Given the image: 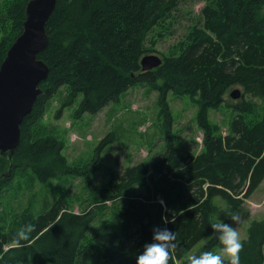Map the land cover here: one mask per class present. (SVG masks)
<instances>
[{
	"label": "trees",
	"instance_id": "16d2710c",
	"mask_svg": "<svg viewBox=\"0 0 264 264\" xmlns=\"http://www.w3.org/2000/svg\"><path fill=\"white\" fill-rule=\"evenodd\" d=\"M28 1L12 0L0 14V29H5L0 64L22 32ZM179 1L57 0L45 26L48 45L37 56L49 68L48 77L22 121L12 160L0 156V174L11 166L9 176L0 178V264H136L154 226L176 233L169 264H189V257L212 251L219 240L211 227L214 199L240 206L264 180V0H204L198 21L171 54L158 68L143 72L140 60L154 43L146 46L148 36L155 28L164 35L165 20ZM137 83L158 92L163 150L150 162L110 172L107 181L95 184L99 151L115 142V135L108 133L88 162L70 167L62 142L42 134L39 122L62 89L58 114L80 95L73 112L78 119L116 103ZM233 86L242 93L231 105L223 135L207 112L217 109ZM167 93L187 96L196 105L200 146L192 139L175 140ZM26 171L43 184L57 174L81 178L100 207L76 214L59 196L39 213L32 208L5 213L1 198L15 176ZM110 208L115 223L109 230L94 229L95 215ZM25 224L33 226L29 238L14 243ZM242 243L241 264H264V219L250 223Z\"/></svg>",
	"mask_w": 264,
	"mask_h": 264
},
{
	"label": "rangeland",
	"instance_id": "374dc122",
	"mask_svg": "<svg viewBox=\"0 0 264 264\" xmlns=\"http://www.w3.org/2000/svg\"><path fill=\"white\" fill-rule=\"evenodd\" d=\"M11 2L12 0H0V14ZM203 6L204 0H180L177 8L165 20L164 25L167 27L161 30L164 35L158 36L160 29L155 28L148 36L146 46L150 47L154 43L153 50L147 55L153 54L161 59L170 55L174 45L183 39L188 28L198 21ZM4 31L1 27L0 35ZM234 89L242 93L241 87H230L224 95V102L217 109H209L207 112L209 122L219 125L223 135L232 115L231 105L240 100L230 97ZM62 90L47 105L38 127L42 134L54 135L62 142L61 154L66 158L68 166L88 162L95 154L99 142L108 133L115 135V142L105 145L99 151L97 169L93 176L95 184L107 181L110 172L121 174L127 166L150 162L163 150L157 90L137 83L122 94L116 103L106 105L96 114H83L78 119L73 116V112L81 99L80 95L71 107L58 114L60 96L64 95ZM167 102L172 116L170 130L175 140L186 142L192 139L200 146L202 132L198 127L196 105L187 96L172 93H167ZM59 196L66 198L68 207L76 214L89 209L95 211V208L100 207L90 200L81 178L57 174L43 184L34 180L27 171L15 176L11 189L1 198V204L5 213L20 212L25 208H32L39 213ZM214 204L217 207L214 222L220 219L233 223L227 213L233 210L239 212L240 221L234 226L242 241L247 236L250 223L264 219V180L240 206H228L219 198L214 199ZM115 220L114 210L105 209L95 215L92 227L109 230ZM205 242L206 240L199 242L193 251ZM220 247L218 240L212 251L219 252Z\"/></svg>",
	"mask_w": 264,
	"mask_h": 264
},
{
	"label": "water",
	"instance_id": "95a60500",
	"mask_svg": "<svg viewBox=\"0 0 264 264\" xmlns=\"http://www.w3.org/2000/svg\"><path fill=\"white\" fill-rule=\"evenodd\" d=\"M57 0H29L25 6L22 32L14 40L0 64V156L12 160L20 143V126L31 112L41 93L39 84L48 77L49 68L37 59L47 47L49 38L45 26L52 16ZM162 59L144 55L140 60L143 72L158 68ZM241 93L234 89L230 97L239 99ZM0 174V178L9 176Z\"/></svg>",
	"mask_w": 264,
	"mask_h": 264
},
{
	"label": "clouds",
	"instance_id": "9594fccd",
	"mask_svg": "<svg viewBox=\"0 0 264 264\" xmlns=\"http://www.w3.org/2000/svg\"><path fill=\"white\" fill-rule=\"evenodd\" d=\"M163 205V199L160 200ZM233 223H227L217 219L211 223L212 229L219 233V252L203 250L198 255L189 257V264H241L240 252L243 243L240 234L234 226L240 221L239 212L233 210L227 213ZM32 225L25 224L15 234L13 241L19 243L29 238L32 232ZM176 233L168 227L154 226L150 242L143 245L136 257V264H169L171 249L174 248Z\"/></svg>",
	"mask_w": 264,
	"mask_h": 264
}]
</instances>
